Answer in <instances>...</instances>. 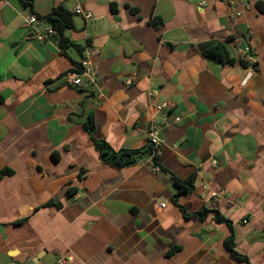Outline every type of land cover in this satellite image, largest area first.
<instances>
[{
  "label": "crops",
  "instance_id": "0c3cea01",
  "mask_svg": "<svg viewBox=\"0 0 264 264\" xmlns=\"http://www.w3.org/2000/svg\"><path fill=\"white\" fill-rule=\"evenodd\" d=\"M27 1L0 0V171L11 170L0 179V264L38 254L40 264H246L224 246L227 224L173 203L172 175L195 177L180 200L187 213L218 210L238 252L264 264V0ZM59 6L92 14H75L66 31L82 53H64L52 33L45 16ZM231 36V64L198 49ZM90 50L92 78L68 85ZM88 114L116 151L145 147L156 120L168 173L147 155L104 164L82 125Z\"/></svg>",
  "mask_w": 264,
  "mask_h": 264
},
{
  "label": "trees",
  "instance_id": "16d2710c",
  "mask_svg": "<svg viewBox=\"0 0 264 264\" xmlns=\"http://www.w3.org/2000/svg\"><path fill=\"white\" fill-rule=\"evenodd\" d=\"M25 4L31 5L30 1L22 0ZM257 7L260 12L264 13V2H258ZM115 10V9H114ZM74 16L75 14L67 9H65L63 6H59L54 8L47 16H45L46 20L51 23L54 29L55 37L58 41V45L60 49L66 53L68 49L73 48L76 49L79 53L83 52V49L80 45L74 43L70 38L66 35V31L69 29H73L75 27L74 25ZM150 23L154 26H158L162 23V19L159 17L152 18L150 20ZM235 43L237 42V39L235 37L231 36L228 39V42H220L217 40H209L206 42H203L198 45V49L200 52L205 56L208 57L216 62H219L221 64H231L234 62V58L231 57L230 49H229V43ZM243 63L245 61L241 59ZM246 64V63H245ZM80 63L77 64V68H79ZM257 67V64H254V68ZM0 103H2V100L0 98ZM84 129L89 133L90 137L92 138L95 148L99 154L100 160L107 165H110L114 168H125V167H133L138 165L142 157L145 155L149 156L153 162V165L159 166L161 172H167L160 163V152L161 147L158 149L155 148V146L148 141V144L139 149H121V150H114L108 142L104 139L97 138L95 136L96 132V126H95V120L93 115L88 114L85 121L83 122ZM11 174L10 169H4L0 171V179L4 175ZM174 186L176 188L175 194L173 195V203L179 207L184 215L186 217L195 216L199 219H206L208 216L213 215L214 220L217 223H225L228 225L230 233L227 236V238L224 241V246L226 250L229 252V254L237 259L238 261L245 262L246 264H249L248 258L241 253L238 252L236 246V237H235V231L233 227V223L230 219L225 218L218 210H212L208 208H202L199 211H196L194 213H187L186 209L182 206L180 203V200L183 196L189 194L195 185V177L192 176L188 179H180L174 175H172ZM76 190L70 189L69 194L70 196H73ZM48 205L54 206L55 204L53 202L48 203ZM59 208V205H55ZM20 223V222H18Z\"/></svg>",
  "mask_w": 264,
  "mask_h": 264
},
{
  "label": "built area",
  "instance_id": "2783aa9c",
  "mask_svg": "<svg viewBox=\"0 0 264 264\" xmlns=\"http://www.w3.org/2000/svg\"><path fill=\"white\" fill-rule=\"evenodd\" d=\"M234 1V0H233ZM242 4L244 8L248 9L249 8V3L246 2L245 0H242ZM203 4V3H202ZM74 14L80 15L85 19H90L92 17V14L86 10H84L81 7H76L74 9ZM237 15H241L240 12H237ZM38 20V17L35 14H32L28 19H27V26H32L36 21ZM52 33H54V30H52ZM96 52L94 50H90L88 55L84 58H82L80 62L79 68H77L74 72H71L68 74V85L74 86V87H81L83 85V78L84 77H89L92 78V75L94 73V68L93 65L90 61V56L95 54ZM240 57L245 60L251 67V71L255 70L254 64H256V59L254 52L251 48L250 45H246L240 50ZM251 77V72L250 74L247 75L246 79L243 81V84L246 83L247 79ZM161 111L165 110V107L162 105L159 107ZM148 138L149 141L155 146V148L158 149L160 148V124L156 120H151L148 124ZM160 152V150L158 151ZM154 170L160 171L159 166L154 165ZM66 260L64 258H60L57 261V264H65Z\"/></svg>",
  "mask_w": 264,
  "mask_h": 264
},
{
  "label": "water",
  "instance_id": "95a60500",
  "mask_svg": "<svg viewBox=\"0 0 264 264\" xmlns=\"http://www.w3.org/2000/svg\"><path fill=\"white\" fill-rule=\"evenodd\" d=\"M53 39H55V37H53ZM40 258H41V255L38 254L34 258H32L29 261H27L26 264H40ZM10 264H21V263L17 262V261H13Z\"/></svg>",
  "mask_w": 264,
  "mask_h": 264
}]
</instances>
